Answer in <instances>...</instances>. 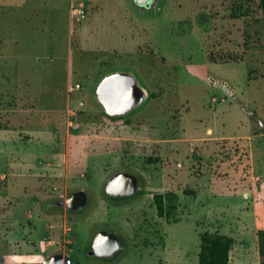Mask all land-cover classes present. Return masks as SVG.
I'll list each match as a JSON object with an SVG mask.
<instances>
[{
  "label": "rangeland",
  "instance_id": "rangeland-1",
  "mask_svg": "<svg viewBox=\"0 0 264 264\" xmlns=\"http://www.w3.org/2000/svg\"><path fill=\"white\" fill-rule=\"evenodd\" d=\"M72 7L86 17L72 18ZM121 70L150 97L112 131L94 87ZM263 124L260 0H0L4 264H42L60 252L75 264H198L202 234L244 218L247 177L234 168ZM67 136L69 178L63 161L48 167ZM253 144L264 151V136ZM119 171L139 176L136 196L106 194ZM80 189L90 195L86 210L49 208ZM101 229L123 241L113 260L87 256Z\"/></svg>",
  "mask_w": 264,
  "mask_h": 264
},
{
  "label": "water",
  "instance_id": "water-1",
  "mask_svg": "<svg viewBox=\"0 0 264 264\" xmlns=\"http://www.w3.org/2000/svg\"><path fill=\"white\" fill-rule=\"evenodd\" d=\"M144 7H150L153 0H136ZM150 97L148 90L132 71L121 70L103 75L94 87V99L105 116L112 121L126 119L140 109ZM141 190L138 175L119 171L112 176L105 187L106 194L115 199L136 196ZM90 195L84 190H76L67 198L51 202V209L65 208L70 213H79L90 205ZM124 244L120 236L111 230L97 231L87 251L89 258L113 260L123 250ZM5 257L0 249V264ZM42 264H75L70 255L62 252L53 254L42 261Z\"/></svg>",
  "mask_w": 264,
  "mask_h": 264
},
{
  "label": "crops",
  "instance_id": "crops-1",
  "mask_svg": "<svg viewBox=\"0 0 264 264\" xmlns=\"http://www.w3.org/2000/svg\"><path fill=\"white\" fill-rule=\"evenodd\" d=\"M70 101L71 97L69 95V103ZM125 126L122 124L118 127V124H113L111 129L115 131V129ZM209 130V132H213L212 129ZM255 133L254 136L246 137L248 141L252 142L249 146V153L246 155V162L234 168L238 172L239 167H242L243 175L247 177V179H241L247 184L245 188L248 191L244 193V197L250 201V204L246 210L244 209V218L239 220L236 225L231 226L230 230H223V225H221L219 230L214 232L227 235L235 240L231 251L230 264H264V151L258 145L253 144L255 138L263 137L264 135L261 132ZM233 139L242 140L240 137H233ZM69 140L70 138L67 136L66 152H57L56 157L58 160L53 158V163L48 164V167L53 169L55 166H60L63 161L68 167L66 171L67 178H69L70 174L69 166L73 162ZM215 140L227 139L225 137H216ZM243 152L246 153L245 150ZM257 156H260V159H257ZM88 157L91 156L88 155Z\"/></svg>",
  "mask_w": 264,
  "mask_h": 264
},
{
  "label": "trees",
  "instance_id": "trees-1",
  "mask_svg": "<svg viewBox=\"0 0 264 264\" xmlns=\"http://www.w3.org/2000/svg\"><path fill=\"white\" fill-rule=\"evenodd\" d=\"M260 6L264 10V0H260ZM213 61V59H211ZM154 97V95H153ZM114 124H126L128 121H112ZM157 214L159 217L165 216L164 195L156 194L154 196ZM201 251L198 264H230L231 251L235 240L227 235L220 233L206 232L201 236Z\"/></svg>",
  "mask_w": 264,
  "mask_h": 264
},
{
  "label": "built area",
  "instance_id": "built-area-1",
  "mask_svg": "<svg viewBox=\"0 0 264 264\" xmlns=\"http://www.w3.org/2000/svg\"><path fill=\"white\" fill-rule=\"evenodd\" d=\"M71 14H72V18H77V19H83L86 17V13L84 11V9L82 8H77V7H72L71 8ZM80 86L77 85V88H79ZM72 90H74V88H72Z\"/></svg>",
  "mask_w": 264,
  "mask_h": 264
}]
</instances>
